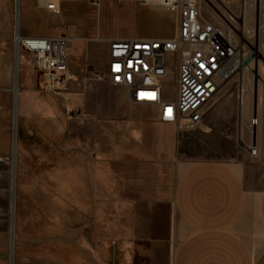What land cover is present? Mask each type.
I'll list each match as a JSON object with an SVG mask.
<instances>
[{
    "label": "crops",
    "instance_id": "obj_1",
    "mask_svg": "<svg viewBox=\"0 0 264 264\" xmlns=\"http://www.w3.org/2000/svg\"><path fill=\"white\" fill-rule=\"evenodd\" d=\"M21 1H16L20 10ZM32 1L42 21L83 20L82 27L63 26L60 36L38 38L65 36L70 55L78 47L91 55L106 50L105 73L111 41L171 40L179 27L178 15L158 5L160 0H58V14ZM7 2L0 0V7ZM103 19L128 31L103 32ZM89 20L99 25L92 27ZM102 90L121 91V96L113 114L104 118L109 138L95 133L94 141L81 147L84 195L75 252L59 250L56 255L46 252V246L42 253L16 252L11 220L9 226L0 224V264H264V167L257 186L243 165L186 166L177 157V128L160 121L158 108L130 102L124 88L106 81H97L93 103ZM145 107L152 109L150 115ZM95 114L92 105L91 120L99 119ZM253 148L257 150L255 143Z\"/></svg>",
    "mask_w": 264,
    "mask_h": 264
},
{
    "label": "rangeland",
    "instance_id": "obj_2",
    "mask_svg": "<svg viewBox=\"0 0 264 264\" xmlns=\"http://www.w3.org/2000/svg\"><path fill=\"white\" fill-rule=\"evenodd\" d=\"M16 1L9 0V6L0 7V224H11L15 180L16 252L25 254L34 249L42 253L46 246V252L50 249L56 255L66 249L73 254L75 227L80 222L78 208L84 195L81 180L85 157L81 147L94 141L95 133L104 140L109 138L110 128L104 118L118 107L121 91L102 90L94 103L91 98L97 83L95 75L106 74V50H97L96 55L80 47L73 50L69 54L67 84L58 94L40 90L41 78L35 75L33 57L20 52L14 159L16 32L30 37H54L62 34L63 26L82 27L83 22L70 16L42 21L34 1L22 0L21 10ZM211 2L214 8L203 5L206 20L220 25L239 44L242 60L250 67L246 66L224 86L207 107L200 126L176 129L177 157L186 166L201 162L243 165L251 182L259 186L264 167V0H259V7L257 0H234L227 7ZM89 23L92 27L99 25L97 21ZM101 26L103 32L128 31L121 23H105L104 19ZM175 78L176 74L171 73L163 82L168 100L175 96ZM92 105L97 120H91L89 115ZM144 112L150 115L152 109L145 107ZM254 140L257 155L251 156ZM64 238L70 242L65 247Z\"/></svg>",
    "mask_w": 264,
    "mask_h": 264
},
{
    "label": "built area",
    "instance_id": "obj_3",
    "mask_svg": "<svg viewBox=\"0 0 264 264\" xmlns=\"http://www.w3.org/2000/svg\"><path fill=\"white\" fill-rule=\"evenodd\" d=\"M223 7L234 0H213ZM41 9L58 14V0H36ZM162 8L176 13L178 32L171 40H123L109 43L108 68L95 80L124 88L130 102L156 107L160 121L195 129L202 124L207 107L224 86L240 72V47L218 24L209 22L203 5L211 0H160ZM18 52L33 57L40 90L58 94L67 84L69 40L65 37H24L16 32ZM171 59V60H170ZM176 74L175 96L168 100L163 82ZM257 120L255 121V123ZM251 154L257 150L252 148Z\"/></svg>",
    "mask_w": 264,
    "mask_h": 264
},
{
    "label": "bare ground",
    "instance_id": "obj_4",
    "mask_svg": "<svg viewBox=\"0 0 264 264\" xmlns=\"http://www.w3.org/2000/svg\"><path fill=\"white\" fill-rule=\"evenodd\" d=\"M18 7H19V5H18ZM16 19H18V14L16 16ZM243 57L244 56H242L240 54L241 67H240V72L238 74H240L242 69L246 68V66L250 67V65H246V62L242 60ZM14 72H15V75H14V77H15V85H14V88H13V93H14L13 97H14V106L16 108V113L14 112V114H15L14 121H13V123H14L13 124L14 125V129H13L14 140L12 142V146L14 144V148L13 147L12 148H13L14 158H16V155H17V142H16V137H17V130H16V128H17V103H18V96H19V84H18V80H19V58H18V61H17L16 65H15V67H14ZM256 123H258V120H257ZM254 125H255V121H254ZM13 179L14 178L12 177V181H13ZM12 187H13V189H12V195H13V199H12V224L15 225V216L13 215V213L15 214V180L13 181Z\"/></svg>",
    "mask_w": 264,
    "mask_h": 264
},
{
    "label": "water",
    "instance_id": "obj_5",
    "mask_svg": "<svg viewBox=\"0 0 264 264\" xmlns=\"http://www.w3.org/2000/svg\"><path fill=\"white\" fill-rule=\"evenodd\" d=\"M257 7H259V0H257ZM18 58H19V52H18L17 48L15 47V63H14V67H15V65H16V63L18 61ZM257 103H258V87L256 86L255 87V112H254V116L257 114ZM14 112L16 113L15 106H14ZM14 116H15V114H14ZM254 143H255V140H254ZM12 199H13V195H12Z\"/></svg>",
    "mask_w": 264,
    "mask_h": 264
}]
</instances>
